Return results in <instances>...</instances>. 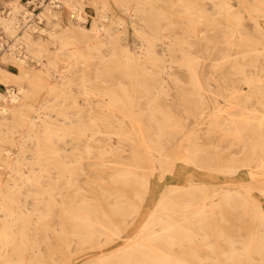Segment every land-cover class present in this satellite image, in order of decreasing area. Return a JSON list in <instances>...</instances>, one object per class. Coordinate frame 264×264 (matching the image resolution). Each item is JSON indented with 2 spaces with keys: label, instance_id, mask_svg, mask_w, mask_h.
I'll use <instances>...</instances> for the list:
<instances>
[{
  "label": "bare ground",
  "instance_id": "bare-ground-1",
  "mask_svg": "<svg viewBox=\"0 0 264 264\" xmlns=\"http://www.w3.org/2000/svg\"><path fill=\"white\" fill-rule=\"evenodd\" d=\"M249 10L258 34L228 0L3 1L0 264H61L123 237L205 114L188 163L252 167V181L172 184L134 237L84 264H264V78L247 71L264 69L247 60L264 52V0Z\"/></svg>",
  "mask_w": 264,
  "mask_h": 264
},
{
  "label": "rangeland",
  "instance_id": "rangeland-1",
  "mask_svg": "<svg viewBox=\"0 0 264 264\" xmlns=\"http://www.w3.org/2000/svg\"><path fill=\"white\" fill-rule=\"evenodd\" d=\"M230 3L233 4V7H240L242 10H244L245 18L243 20L244 29L246 32H249L250 34H258L259 29L256 25V22L250 18V15L252 14L249 10L250 3L252 0H228ZM204 7L207 11L214 12L215 6L211 4V2L207 1L204 4ZM219 20L222 22H225L224 18H220ZM260 21L261 26L264 28V18L258 19ZM128 22V38L127 40L130 43V46L133 50L138 49V44L136 43V36L134 34L133 28H132V22L127 17ZM160 48V46L158 47ZM264 56L263 53H257V54H250L247 57V60L252 61L251 64L256 63V61L260 60ZM249 61H247L248 64ZM254 62V63H253ZM14 67V68H13ZM12 71L16 72L15 66L10 67ZM203 68L205 70V76L207 77L211 70L210 62H205L203 64ZM247 71L249 73L258 71V74H261V76L264 78V69H257L253 65H250L247 67ZM183 75V74H182ZM244 88H247V85L244 83L242 84ZM7 85L3 82H0V90L5 91L7 90ZM43 97H47V95H43ZM222 103H224V100H221ZM254 103H256V99H253ZM96 102H94L95 104ZM204 116L205 119H197V117L190 116V118L186 121L184 128L181 132L178 133V140H179V147H178V155L179 159L177 161V164L171 165V171L165 172L163 176H160L159 172H156L155 175L152 177V187L150 189V192L148 193L147 197H145L144 200V206L141 208V212L138 215L132 216L129 220V225L127 228L123 231V237L115 239L112 243H109L100 249H87V251H81L76 253L72 260L61 263V264H84L86 261L90 259H96L100 254L103 252L108 253L114 251L116 248L120 247L121 245L125 244L130 238L134 237L137 234V231L140 229V225L142 221L149 215V212L155 207L157 204L161 193L167 189L172 184L177 183H185L188 179L199 181H205L208 184L215 185L216 187H221L224 185H236L238 183H248L252 181L249 167H243L236 173L232 174H223V173H215L212 174L204 169L197 168L191 164L188 163V152L190 149V146L192 145V140L194 136L197 134H202L206 128L207 124L204 123L207 117H209L207 114ZM2 145L5 148H8L10 150L15 149L12 145L8 143H2ZM240 148H242L239 145H236L231 150L235 152V154H240ZM16 153L13 152V155ZM88 170H92L91 165H87ZM94 173V172H93ZM254 196L260 201L261 205L264 207V195L257 191V189L253 190ZM245 232V230H243ZM89 250V251H88ZM97 251V252H96Z\"/></svg>",
  "mask_w": 264,
  "mask_h": 264
},
{
  "label": "crops",
  "instance_id": "crops-1",
  "mask_svg": "<svg viewBox=\"0 0 264 264\" xmlns=\"http://www.w3.org/2000/svg\"><path fill=\"white\" fill-rule=\"evenodd\" d=\"M3 1H4V0H0V6H2V5H3Z\"/></svg>",
  "mask_w": 264,
  "mask_h": 264
}]
</instances>
